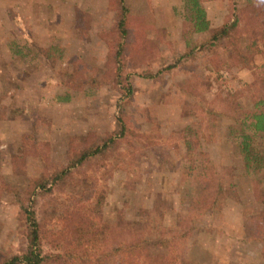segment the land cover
Masks as SVG:
<instances>
[{"label":"rangeland","instance_id":"obj_1","mask_svg":"<svg viewBox=\"0 0 264 264\" xmlns=\"http://www.w3.org/2000/svg\"><path fill=\"white\" fill-rule=\"evenodd\" d=\"M122 3L129 53L134 55L131 68L151 70L173 63L185 49V36L203 39L209 34L190 33L184 0H0V248L23 245L24 214L10 189L23 194L30 176L43 169V161L47 168L65 163L68 148L75 144L70 136L77 141L79 133L99 134L113 126L119 108L117 89L105 81L93 91L90 85L83 87L75 78L74 64L80 57L94 72H106L110 36L105 40L103 33L115 26ZM201 4L212 27L240 11L235 28L239 52L222 41L216 50L196 48L193 57H182L157 78L134 77L124 108L131 124L150 120L158 125L164 139L156 140L152 148L154 153L166 148L157 155L165 167L156 168L160 160L141 161L143 173L138 175L143 182L138 183L140 177L134 176L140 164L129 160L132 152L119 158L118 150L125 152V145H110L109 161L92 169L96 176L91 185L92 191H104L103 218L109 224L128 227L129 220L140 221L150 214L152 224L169 226V215L161 211L178 208L180 194L187 188V158L206 151L219 166L230 165L223 123L228 119L225 115L238 107L236 102L247 104L256 88L253 83L260 80L264 20L246 23L240 10L244 0H201ZM146 49L147 54H142ZM67 95L68 100L61 98ZM186 136L192 142L190 151ZM154 170L152 183L145 182ZM239 175L241 195L196 215L194 227L168 254L171 264L181 259L190 264H264L260 242L239 238L244 230V201L250 199L252 185L251 177ZM53 195L41 193L37 211L51 217L58 214L62 205H50Z\"/></svg>","mask_w":264,"mask_h":264},{"label":"trees","instance_id":"obj_2","mask_svg":"<svg viewBox=\"0 0 264 264\" xmlns=\"http://www.w3.org/2000/svg\"><path fill=\"white\" fill-rule=\"evenodd\" d=\"M184 5L190 21V33L208 31L209 34L203 39L185 36V49L175 55L177 61L173 63L151 70L128 66L134 55L129 53L131 47L125 3L120 6L115 26L103 33L105 40L110 36L106 42L109 46L106 72H94L80 57L75 58L74 65L78 69L75 78L83 87L90 85L91 89H96L105 81L117 89L116 103L119 108L113 126L99 134L79 133L77 141H74V135L70 136L75 144L68 148L65 163L47 168V161H43V169L30 176L23 194L18 189H10L24 214L21 225L23 245L16 249L0 248V264H171L172 257H168V254L175 251L179 239L182 240L194 227L196 215L207 212L218 201L241 195H238L239 174L248 175L252 181L250 199L244 201V230L239 238L259 241L260 254L264 259V62L260 67V85L256 81L253 83V88H256L249 93L247 104L236 102L238 107L225 115L228 119L223 123V141L230 149V165L219 166L206 151L199 152L200 157L195 154L188 157L184 170L187 188L180 194L178 208L170 213L164 208L161 211V215H169V226L162 223L159 228L157 224H152L150 214L140 221L138 218L129 220L131 225L128 227L109 224L103 218L104 191H92V180L96 176L92 169L96 164L104 166L109 161L106 151L112 143L125 145V152L118 150V153H122L119 158L132 152L129 160L135 163L160 160L161 164L156 168L160 170L165 167L164 160L158 159L157 155L166 148L162 147L159 153H154L152 148L156 140L164 139L158 125L150 120L131 124L124 108L129 100L128 93L133 89L134 77L157 78L180 63L182 57H193L196 48L216 50L225 41L237 49L240 40L235 28L240 11H236L232 19L227 18L212 27L201 0H184ZM242 7V19L246 23L264 20V0H244ZM57 51L61 53V49L57 48ZM42 52L48 56L46 49L42 48ZM147 52L146 49L142 54ZM61 98L68 100L69 97ZM184 140L187 150H192L188 136ZM138 168L134 177L140 171L142 176L141 164ZM156 171L148 173L145 182L152 183ZM140 175L137 176L140 177L139 182L136 181L138 183L143 182ZM4 187L8 188L6 185ZM55 187L58 188L53 191ZM43 192L49 196L54 192L50 205L56 208L62 205L58 214L51 217L45 212L41 213V210L37 211L38 196ZM177 264L190 263L181 259Z\"/></svg>","mask_w":264,"mask_h":264}]
</instances>
